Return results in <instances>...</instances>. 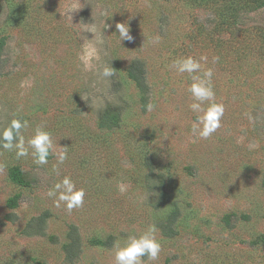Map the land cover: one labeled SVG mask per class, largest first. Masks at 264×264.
Instances as JSON below:
<instances>
[{"label":"rangeland","instance_id":"obj_1","mask_svg":"<svg viewBox=\"0 0 264 264\" xmlns=\"http://www.w3.org/2000/svg\"><path fill=\"white\" fill-rule=\"evenodd\" d=\"M186 56L207 57L225 108L208 139L192 134V81L172 67ZM135 61L146 93L128 75ZM108 63L114 77L101 75ZM108 107L120 110L110 129ZM15 116L26 141L43 125L67 159L0 148V264H114V241L150 225L161 251L143 264H264V0H0V130ZM65 175L85 190L71 212L47 195Z\"/></svg>","mask_w":264,"mask_h":264},{"label":"clouds","instance_id":"obj_2","mask_svg":"<svg viewBox=\"0 0 264 264\" xmlns=\"http://www.w3.org/2000/svg\"><path fill=\"white\" fill-rule=\"evenodd\" d=\"M76 10L69 7L65 10V15ZM104 17H107L102 13ZM108 27V25H107ZM116 29L121 40L131 41L133 39L128 25L125 23H116ZM91 32V31H90ZM92 33V32H91ZM158 39V38H157ZM103 35L96 40V44H103ZM88 55L95 54V48L87 50ZM219 57H213V63L218 61ZM200 60H207L206 56ZM200 60L192 56L182 57L175 60L172 67L178 73H187L191 78V84L187 91L191 94L193 102L189 105L190 110L196 114V119L192 123L191 131L194 136L201 139H208L217 129L221 127V119L224 116V105L218 103L215 98V92L212 87L213 72L211 68L202 69ZM101 75L110 78L116 75L113 67L108 63L103 66ZM202 75H197L201 73ZM153 109V105H147L148 111ZM28 124L20 116H15L9 124L0 130V148L5 150H15L17 158L26 157L31 154L35 157L38 164H46L47 157L51 154L56 155L58 164H63L67 159L66 149L59 152L54 151V144L51 134L45 130L43 125H37L33 134L25 140L22 130L27 128ZM126 189L120 186V191ZM48 197L53 198L56 207L63 205L67 211L78 209L83 206L85 190L78 188L70 176H63L58 182L54 183L47 193ZM147 198V197H146ZM157 229L155 225H150L147 230L139 234H128L122 242L114 241V264H143L142 257L155 261L159 257L161 244L157 238Z\"/></svg>","mask_w":264,"mask_h":264},{"label":"trees","instance_id":"obj_3","mask_svg":"<svg viewBox=\"0 0 264 264\" xmlns=\"http://www.w3.org/2000/svg\"><path fill=\"white\" fill-rule=\"evenodd\" d=\"M128 75L129 77L135 82V84L138 86V88L140 89V91L142 93H146V84H145V78H144V69H143V64L140 61H135L132 63V65H130L129 70H128ZM146 102V97L143 96V103L145 104ZM120 122V110L119 109H114L111 107H108L103 114L100 117L99 120V125L101 127L104 128H114L117 127L119 125ZM161 201L160 203L157 205V207L159 206H163L166 203H168V198L166 196V192L161 188ZM179 216V210L175 207V209L168 215V217L166 218L165 222H161L160 223V227L163 230L164 234L167 235H173V233H175V230L172 227V223L174 221V219H176ZM47 217V214H43L41 215V217L34 219L33 221L30 222V227L37 229L34 231V234H42L43 232L40 231V227L38 224H40L41 221L45 220ZM41 225V224H40ZM36 227V228H35ZM39 229V230H38ZM33 231V230H32ZM73 238V242H71L70 244L65 246V249L67 251V253L72 254V244L73 243H77L78 238L75 235H72Z\"/></svg>","mask_w":264,"mask_h":264}]
</instances>
